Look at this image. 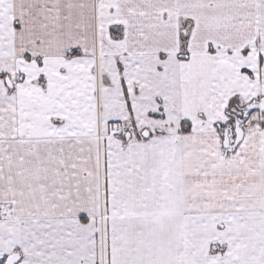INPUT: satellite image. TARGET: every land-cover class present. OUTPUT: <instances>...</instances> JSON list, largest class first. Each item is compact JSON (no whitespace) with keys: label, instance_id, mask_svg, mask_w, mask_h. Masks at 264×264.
<instances>
[{"label":"snow or ice","instance_id":"snow-or-ice-1","mask_svg":"<svg viewBox=\"0 0 264 264\" xmlns=\"http://www.w3.org/2000/svg\"><path fill=\"white\" fill-rule=\"evenodd\" d=\"M0 264H264V0H0Z\"/></svg>","mask_w":264,"mask_h":264}]
</instances>
